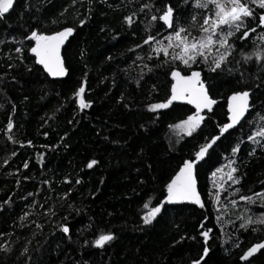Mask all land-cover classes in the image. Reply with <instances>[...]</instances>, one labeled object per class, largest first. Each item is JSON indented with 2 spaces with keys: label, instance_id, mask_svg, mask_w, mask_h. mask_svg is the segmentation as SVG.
I'll return each mask as SVG.
<instances>
[{
  "label": "trees",
  "instance_id": "16d2710c",
  "mask_svg": "<svg viewBox=\"0 0 264 264\" xmlns=\"http://www.w3.org/2000/svg\"><path fill=\"white\" fill-rule=\"evenodd\" d=\"M145 3L154 7L141 11ZM165 4L179 5L180 22L187 23L193 7L183 0H14L13 10L0 21V249H10L0 250V264H191L202 254L200 232L209 228L207 264H264V249L240 260L248 247L264 241V231L240 229L237 219L248 209L249 215L264 214L254 196L264 192V149L247 139L264 126V67L255 58L244 63L240 56L241 50L264 47L259 39L264 28L246 20L256 33L241 41L242 28L230 39L235 50L227 67L239 71L218 76L203 63L193 65L211 78L217 104L186 136L169 126L193 114L192 107L174 101L168 109L149 110L171 94L169 67H157L163 54L153 51L154 43H143L148 35L163 40L171 31L160 27L162 21L146 31L151 15H159L156 9ZM254 8L257 15L264 11ZM63 27L76 29L62 50L69 74L51 77L35 65L25 36ZM17 47L23 51L17 53ZM241 72L247 84L237 83ZM81 84L90 104L83 110L74 95ZM248 87L253 107L196 165L205 207L165 205L153 224L144 225L143 205L163 200L183 160L194 159L206 137L220 135L218 126L228 122V96ZM253 148L255 154L249 155ZM93 159L98 163L89 169ZM230 161H235L231 166L238 169L233 175L239 184L227 181ZM237 188L240 192L233 195ZM218 191L219 203L214 199ZM240 195L253 196L256 203L241 201ZM62 225L70 228L68 235ZM102 232L115 239L96 248L92 241Z\"/></svg>",
  "mask_w": 264,
  "mask_h": 264
},
{
  "label": "snow or ice",
  "instance_id": "6c2138e0",
  "mask_svg": "<svg viewBox=\"0 0 264 264\" xmlns=\"http://www.w3.org/2000/svg\"><path fill=\"white\" fill-rule=\"evenodd\" d=\"M190 3L192 4L193 11L187 17V23L180 22L179 5L165 4L162 8L156 9L159 15H151L149 24L146 25V31L152 28L154 22L157 21H162L160 27H167L171 31L163 40H157L154 35H148L143 41L144 44L154 43L155 47L153 51L157 55L163 54L165 59L157 67L167 65L171 77L170 96L164 102L149 105V110L155 112L160 109H168L174 101H186L188 104L193 105L195 108L193 114L169 126L176 130L178 134L183 133L186 136H192L200 128L201 123L205 120V116L201 115V113L205 110L209 113L213 112V106L217 104L216 99L212 95L213 83L211 78L202 77L204 69L195 70L193 65L198 66L200 63H203L208 72L216 73L218 76L225 70L229 74L239 71V67H227L231 63L229 58L233 57L235 50V44L230 42V39L237 32H240L242 28L245 30L238 37L241 41L249 38L250 33H256V27H249L246 24V20H256L257 27L264 28V11H261L257 15L254 8L256 6L264 10V0H183L184 5ZM152 7L154 5L145 3L141 6L140 10L143 11ZM13 8L14 0H0V21L4 20L6 14H9ZM132 15H135V13ZM125 20L129 25L133 23L132 16L125 17ZM53 23H56V21H53ZM84 23V20L79 21L81 26ZM75 30V27H63L62 30L52 31L50 34L32 30L30 35L25 36V39L31 44L29 51L34 56L35 65L42 66L43 71L51 77H66L69 74V68L66 66V58L62 54V50L65 48L69 37L73 36ZM259 39L264 41V32L260 33ZM31 42H34V44ZM0 43H3V41H0ZM20 43L23 45V41ZM137 47H140V45H137ZM15 51L21 53L23 47H17ZM240 56L244 63H248L255 58L256 62L264 67V47L257 48L251 53H245L241 50ZM168 57H171V59L169 60ZM151 58L149 56V59ZM177 62H179V65H183V67H179ZM236 64L239 65L240 61H236ZM145 67L148 68L147 65ZM29 70L31 71V69ZM148 71L151 72L153 69L148 68ZM237 83H248L247 77L243 72H241ZM84 93L85 87L83 84L74 93L81 110L90 106L89 103L85 102ZM252 96L253 89L251 87L235 90L228 96V122L218 126L220 135L212 136L210 139L206 137V142L195 152L194 159L183 160L179 166V170L166 184V195L163 200L158 201L153 207H149L148 203L143 205V208L147 210L141 217L144 225L153 224L165 211V205L190 202L191 204L198 205L200 208L205 207L197 191L196 165L204 159L209 149L216 144L224 133L241 124V121L244 120L246 114L253 107L251 103ZM261 119L264 120V117H261ZM12 127V121L9 120L7 128L11 130ZM247 139L261 149H264V143L261 142L264 141V126L259 127ZM28 143L31 144V141ZM238 151V146L233 147V154ZM255 151L256 149L253 148L249 155H254ZM97 163L98 161L93 159L86 166L91 169ZM234 163L235 161H230L229 171L225 175L227 181H231L232 184H239L240 178L233 175L238 171L236 167L231 166ZM27 166V164L24 165L25 168ZM216 171L221 172V169H217ZM215 175L216 172L213 173V176ZM76 183H80V181L77 180ZM214 187L222 189L223 185L214 184ZM239 192L240 189L237 188L232 194L235 195ZM29 195L32 194L29 193ZM254 196L258 197L261 204L264 205V192L255 193ZM214 199L215 202H220L219 191L215 194ZM239 199L250 205L256 203V199L253 196L240 195ZM236 203V200L231 201L233 205H236ZM249 211L250 209L245 210L242 215L237 217L241 221L239 225L240 229L245 231L251 229L254 233L264 231V214L258 216L249 215ZM219 219L220 217L217 216V220ZM200 227H205L203 222H201ZM60 230L65 235H68L70 232V228L67 225H62ZM210 232H212L211 228L200 232V235L204 239L202 254L198 258L193 259L191 264H201L202 261L204 264H207L206 257L210 253V248L208 247ZM114 239L113 233L102 232L92 241V245L96 248H103ZM87 244L88 241H85V245ZM262 249H264V241L254 243L243 252L240 260L248 261L250 257H253ZM0 250L10 251L7 248ZM24 251L27 252V248Z\"/></svg>",
  "mask_w": 264,
  "mask_h": 264
},
{
  "label": "water",
  "instance_id": "95a60500",
  "mask_svg": "<svg viewBox=\"0 0 264 264\" xmlns=\"http://www.w3.org/2000/svg\"><path fill=\"white\" fill-rule=\"evenodd\" d=\"M166 29L168 30V28L166 27ZM182 102H184L185 104H187V105H189L190 107H192L193 109H194V111H195V108H194V106L193 105H190V104H188L186 101H182ZM214 107V106H213ZM207 110H205L204 112H206ZM204 112H202L201 113V115L204 113ZM202 201V200H201ZM198 206V205H197Z\"/></svg>",
  "mask_w": 264,
  "mask_h": 264
}]
</instances>
